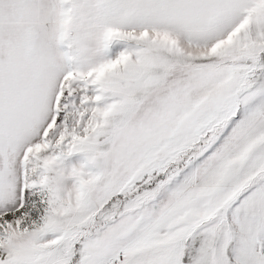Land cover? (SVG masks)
<instances>
[{"label": "snow or ice", "instance_id": "snow-or-ice-1", "mask_svg": "<svg viewBox=\"0 0 264 264\" xmlns=\"http://www.w3.org/2000/svg\"><path fill=\"white\" fill-rule=\"evenodd\" d=\"M0 264H264V0H0Z\"/></svg>", "mask_w": 264, "mask_h": 264}]
</instances>
